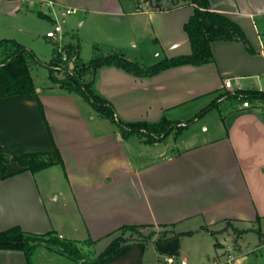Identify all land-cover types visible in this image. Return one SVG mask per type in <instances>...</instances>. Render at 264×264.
I'll use <instances>...</instances> for the list:
<instances>
[{
    "label": "crops",
    "instance_id": "crops-1",
    "mask_svg": "<svg viewBox=\"0 0 264 264\" xmlns=\"http://www.w3.org/2000/svg\"><path fill=\"white\" fill-rule=\"evenodd\" d=\"M52 1L50 7L41 0H0V38L26 45L19 36L23 28L14 22L20 14L31 17L39 11L53 22V11L70 8L78 25L92 30L81 32L90 33L89 58L120 53L149 65L190 52L183 24L192 4ZM208 2L239 24L252 52L240 40H214L212 61L200 65L136 76L111 64L92 76V89L125 122H154L162 116L183 122L222 94L219 109H210L178 134L171 131L154 142L122 136L81 95L48 76L38 85L32 72L34 93L0 98L3 152L11 157L45 151L54 160L59 152L63 162V167L54 163L36 172L21 170L13 160L6 163L11 174L0 177V231L17 225L33 233L55 231L77 242L90 237L95 242L82 247L95 256L92 246L103 241L105 247L120 225H150L145 228L170 232L158 242L128 244L104 264H169L167 258L178 264L180 255L182 264H228L221 256L225 250L241 264H264V106L224 100L236 91L264 90V0ZM79 56L89 59L81 56L80 44ZM227 78L231 87L224 86ZM185 231L191 233L180 234ZM200 232L215 237V253L208 254L205 238L194 237ZM194 242L197 248L191 252ZM0 264L27 262L21 251L0 250ZM30 264L83 263L41 245Z\"/></svg>",
    "mask_w": 264,
    "mask_h": 264
},
{
    "label": "trees",
    "instance_id": "trees-1",
    "mask_svg": "<svg viewBox=\"0 0 264 264\" xmlns=\"http://www.w3.org/2000/svg\"><path fill=\"white\" fill-rule=\"evenodd\" d=\"M159 2L161 0H154ZM174 4L188 3L193 5V11L183 24L190 43V52L170 57H163L155 63L145 65L139 61L125 58L120 53L93 56L83 60L79 56L78 43H65L59 51L56 43L52 41V56L45 62L41 60L34 51L11 38L0 39V98L11 95H27L35 92L31 71L38 66L47 68L48 79L57 84L60 88L78 93L98 113L99 116L109 119L115 123L122 136H137L144 142L159 141L171 131L180 133L190 123L202 117L212 108H218L220 100L218 97L203 106L192 117L181 122L162 116L154 122L145 120L125 122L120 120L113 105L105 98L98 95L92 89V76L97 68L103 65H115L136 76H151L166 68L183 64L200 65L212 61L210 42L214 40H240L246 49L252 52L250 43L242 28L227 15L212 10L208 0H172ZM37 14L43 15L37 11ZM67 55L62 60L61 52ZM70 63L72 64L69 67ZM57 72H63L60 77ZM231 100V103L260 102L264 106V90H241L227 94L224 100ZM38 104L42 108L38 100ZM58 159L54 160L51 153L45 151L27 152L20 155L7 156L0 146V177L4 178L11 173L6 171V163L9 160L16 161L21 170L36 172L51 166L54 163L63 162L59 152ZM150 225L122 224L112 233L118 231L104 249L95 256L84 251L83 245H92L95 240L88 237L82 242L73 241L57 236L55 231L44 233H33L22 230L19 226H11L0 231V250H15L23 252L27 264H30V257L34 250L41 245L46 246L50 251L64 255L72 260H80L83 264H104L109 258L116 254L122 247L139 243L145 244L152 239L154 230L143 233L142 229ZM126 233H128L126 235ZM185 231L180 234H190ZM167 236L163 231L155 242L161 241Z\"/></svg>",
    "mask_w": 264,
    "mask_h": 264
},
{
    "label": "rangeland",
    "instance_id": "rangeland-1",
    "mask_svg": "<svg viewBox=\"0 0 264 264\" xmlns=\"http://www.w3.org/2000/svg\"><path fill=\"white\" fill-rule=\"evenodd\" d=\"M38 8V7H37ZM42 11H45V8H42ZM15 24L18 26H21L23 28V32H19L15 30L13 27L8 28L12 30V32H17L20 33V37L22 40H24L25 44L27 47L31 48L34 50L36 55L43 61L47 62L51 56H52V41L51 39H48L46 36H44L45 32L52 27V22L47 19L45 15H40V14H35L34 16H25L24 14H20V16L15 19ZM61 26L63 28V36L62 37V42L60 44H56V47H60L65 45V43H78L81 46V56L86 59L90 57L91 50H92V45L89 42V38L87 37L92 30L88 28L87 24H84L83 26L78 25L77 19L74 17L73 14H68L65 17V20L61 22ZM1 28V27H0ZM90 33L87 34H81L83 31H87ZM1 39V38H0ZM127 52H129V48H127ZM32 75L35 79V82L38 83V85H42L43 81L47 79V68L45 66H38L37 68H34L32 71ZM56 74L60 77L64 76L63 72H57ZM151 228H143L142 231L143 233H147ZM155 233L152 235V238H157L161 235L163 231H167L169 233L170 231L166 228H154ZM119 232L116 231L112 234V237L116 236ZM128 233H126L127 235ZM194 237L196 239L200 240L201 238L203 239L205 249H208V254H213L215 253V246L211 243L212 241L215 240V237L210 236L209 234H206L204 232H200L199 234H196ZM219 237V236H218ZM188 238H184V240H187ZM219 239H221L219 237ZM195 241V240H194ZM207 241V243H206ZM206 243V244H205ZM197 242H194L193 244H190L191 252H194V250L197 248ZM203 247V246H202ZM207 247V248H206ZM84 251L86 250V247L84 246L82 248ZM104 249L103 246V241L98 242L97 244L93 245L91 250L94 254L100 253ZM204 250V247H203ZM229 250H225V253L221 254V256H225L227 258V252ZM90 253V252H89ZM92 254V253H90ZM181 256L180 255L176 257V261L178 264H182L181 261ZM220 257V255L218 256ZM223 258V257H222ZM227 261V260H226ZM190 262V260H189Z\"/></svg>",
    "mask_w": 264,
    "mask_h": 264
},
{
    "label": "built area",
    "instance_id": "built-area-1",
    "mask_svg": "<svg viewBox=\"0 0 264 264\" xmlns=\"http://www.w3.org/2000/svg\"><path fill=\"white\" fill-rule=\"evenodd\" d=\"M41 2L45 3L46 5H48L50 7H52L54 5V2L52 0H41ZM71 12H72V9H70V8L62 9L59 12H54V11L52 12V17H53L52 27L45 32V36L48 39L53 40V42H55L57 45L60 44V42H62V37L64 35L63 34V28L61 26V22L64 21L65 17L68 14H70ZM61 48H62V46L58 47L57 49L59 51H61ZM61 58H62V60H66V58H67L66 53L63 51L61 52ZM71 66H72V64L70 63L69 67H71ZM224 86L225 87H231L230 79L227 78L224 80ZM242 105L247 106L248 102L243 101ZM166 260L169 264H171L173 262L172 258H167ZM226 260H227L228 264H241L238 257L235 256L230 251H228Z\"/></svg>",
    "mask_w": 264,
    "mask_h": 264
},
{
    "label": "water",
    "instance_id": "water-1",
    "mask_svg": "<svg viewBox=\"0 0 264 264\" xmlns=\"http://www.w3.org/2000/svg\"><path fill=\"white\" fill-rule=\"evenodd\" d=\"M184 261H185V259H184V257H182V262L184 263Z\"/></svg>",
    "mask_w": 264,
    "mask_h": 264
}]
</instances>
